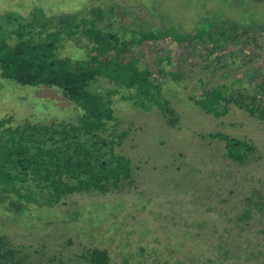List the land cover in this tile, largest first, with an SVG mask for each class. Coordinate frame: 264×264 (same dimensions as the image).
<instances>
[{"label":"rangeland","instance_id":"374dc122","mask_svg":"<svg viewBox=\"0 0 264 264\" xmlns=\"http://www.w3.org/2000/svg\"><path fill=\"white\" fill-rule=\"evenodd\" d=\"M205 4L210 13L204 12ZM1 5L0 14L17 10L27 18L34 16L31 7L38 5L55 16L86 8L84 15L90 17L88 9L99 7L107 13L100 25H112L124 38H130L140 25L162 28L159 18L172 23L205 16L241 22L264 18V0H11ZM255 32L250 42L243 36L238 45L229 47L222 60L219 53L201 57L194 48L166 41L151 42L146 53L136 52L160 82L177 122L169 126L153 106L147 110L135 106L124 98L127 90L119 89L113 96L119 131H127L118 151L132 161L133 184L107 194H74L54 206L30 204L20 214L0 209V232L31 261L56 256L65 264L76 261L88 247L107 248L113 264H124L127 258L129 264H155V259L167 257L191 258V264H220L217 259L208 261L217 258L210 248L219 233L240 247L225 264H261L264 214L254 207L244 230L231 232V227L244 207L264 202V123L234 105L215 117L193 102L200 92L198 77L225 83L242 77L249 83L255 81L252 74L264 72V32ZM82 42L65 39L59 53L79 57ZM177 70L185 79H173L170 73ZM245 70L250 71L248 76L242 75ZM96 88L102 93L113 89L102 79ZM53 89L0 79V116L11 114L16 120L40 123L75 121L77 107ZM210 132L249 139L256 150L245 164L235 163L225 157L222 141L207 136ZM246 242L259 253L249 257L250 262L245 259Z\"/></svg>","mask_w":264,"mask_h":264},{"label":"trees","instance_id":"16d2710c","mask_svg":"<svg viewBox=\"0 0 264 264\" xmlns=\"http://www.w3.org/2000/svg\"><path fill=\"white\" fill-rule=\"evenodd\" d=\"M10 1L0 0V9L2 2L5 6ZM206 5L203 10L210 13ZM31 9L32 18L17 10L0 14V79L31 88L54 87L53 93L58 92L73 103L79 114L75 121L50 123L27 118L16 120L11 114L0 116V209L14 214L22 213L30 204L54 206L74 194H107L133 184L132 161L118 151L127 131H119L120 120L114 114L113 96L119 89L127 90L124 98L135 106L143 110L153 106L169 126L177 122L174 109L161 93L160 82L136 52L146 53L151 42L166 41L194 48L201 57L219 53L222 60L227 49L238 45L243 36L250 42L255 31L264 32V18L255 16L250 22H241L234 18L205 16L189 23H172L159 18L162 28L145 29L140 25L130 38H124L112 25H100L107 13L99 7L88 9L86 13L90 17L84 15L86 8L57 16L47 15L43 6ZM72 37L78 43L83 40L81 57L59 53L64 40ZM167 57L169 55H165ZM156 59L162 60V57ZM208 66L203 64V67ZM249 72L245 70L242 75L248 76ZM170 75L176 80L186 77L179 70ZM253 75H256L255 81L249 83L242 77L230 83L198 77L200 92L193 102L215 117L225 114L228 106L234 105L264 123V72ZM101 79L113 89L100 92L96 83ZM235 85L238 86L234 88ZM207 136L222 141L225 157L238 164L249 161L256 150L249 139L221 132H210ZM254 207L264 214V202L247 205L232 220L235 226L231 227V232L244 230L249 225ZM202 230L200 228L199 233ZM186 231L188 237L192 235ZM215 239L210 251L217 258L209 257L208 261L217 259L225 264L240 247L236 242H226L219 233ZM254 245L262 247V244ZM254 252L255 246L246 242L247 262L251 261L249 257L259 254ZM154 261L155 264H191L192 259L167 257ZM0 264L65 263L56 256L31 261L28 254H23L0 232ZM70 264L113 262L107 248L88 247ZM124 264H129V258ZM261 264H264V256Z\"/></svg>","mask_w":264,"mask_h":264}]
</instances>
